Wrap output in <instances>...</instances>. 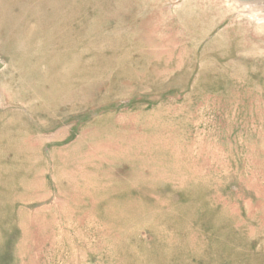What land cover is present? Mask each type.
<instances>
[{"label": "rangeland", "instance_id": "374dc122", "mask_svg": "<svg viewBox=\"0 0 264 264\" xmlns=\"http://www.w3.org/2000/svg\"><path fill=\"white\" fill-rule=\"evenodd\" d=\"M0 264H264V0H0Z\"/></svg>", "mask_w": 264, "mask_h": 264}, {"label": "bare ground", "instance_id": "6f19581e", "mask_svg": "<svg viewBox=\"0 0 264 264\" xmlns=\"http://www.w3.org/2000/svg\"><path fill=\"white\" fill-rule=\"evenodd\" d=\"M7 6V5H6ZM258 20V19H257ZM56 47V46H55ZM58 47V46H57ZM35 69V68H34ZM61 78V77H60ZM39 82V81H38ZM69 82V81H68ZM36 83V82H35ZM37 84V83H36ZM65 85V84H64ZM41 86V85H40ZM46 86V85H45ZM48 86V85H47ZM34 87V86H33ZM52 87V86H51ZM52 91V90H51ZM54 93V92H53ZM34 95V94H33ZM72 99V98H71ZM34 102V101H33ZM60 105V104H59ZM64 105V104H63ZM68 105V104H67ZM65 106V105H64ZM78 157V156H77ZM72 165V164H71ZM93 176V175H92ZM66 177V176H65ZM71 177V176H70ZM69 176H68V178L69 179H71ZM58 182V181H57ZM59 193V192H58ZM40 202V201H39ZM30 203V202H29ZM29 203H27V204H29ZM56 212V211H55ZM60 213H62V212H60ZM115 213V212H114ZM134 263V262H133Z\"/></svg>", "mask_w": 264, "mask_h": 264}]
</instances>
